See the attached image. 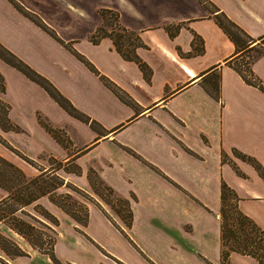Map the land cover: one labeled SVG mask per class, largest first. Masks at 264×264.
Listing matches in <instances>:
<instances>
[{"label":"crops","instance_id":"crops-1","mask_svg":"<svg viewBox=\"0 0 264 264\" xmlns=\"http://www.w3.org/2000/svg\"><path fill=\"white\" fill-rule=\"evenodd\" d=\"M210 1L251 36H264V0ZM103 9L115 11L119 24L138 34L142 43L135 50L149 64L150 77L112 36L92 39L106 19ZM216 12L202 0H0V43L98 122L72 114L0 57V98L19 126L0 131L22 157L45 153L64 162L39 171L70 179L94 197L88 221L100 211L124 238L125 256L93 239L106 246L99 253L114 264H223V183L236 190L242 208L247 200L264 202V175L256 165L264 168V90L235 67L241 51ZM169 27H178L175 35ZM195 35L203 39L202 50L198 42L194 47ZM252 68L264 81V53ZM100 184L129 204V225L122 216L113 215L116 222L108 216L96 190ZM0 190L2 198L7 192Z\"/></svg>","mask_w":264,"mask_h":264},{"label":"trees","instance_id":"trees-1","mask_svg":"<svg viewBox=\"0 0 264 264\" xmlns=\"http://www.w3.org/2000/svg\"><path fill=\"white\" fill-rule=\"evenodd\" d=\"M202 1H204L211 8L212 11H219V8H217L212 1ZM17 7L22 9L21 6L17 5ZM107 13H115L118 19V14L115 11L109 9L102 10V14L104 15V17ZM29 16L32 17L37 23L41 24L49 32L53 33V31L41 20H39V18H37L35 15L29 13ZM215 16L218 23L235 41L238 49L241 51L242 56L239 59L243 58V66L235 62V67L242 73V75L248 82L254 83L264 90V81L255 74L252 68L253 61L259 55L264 53V36L259 38L251 36L244 28H242L238 23L232 20L223 11L216 12ZM118 27L121 32H118L116 34L112 31L106 30L104 28V23H102L98 27L96 33L92 35V39L94 41H98L102 36H112L114 38V42L118 50L126 58L136 60L143 69L146 76L150 77L151 68L149 64L144 61L136 53L135 50L136 46L142 43L140 37L133 31H130L127 28L121 26L119 22ZM169 29L171 35H175L178 30V27H169ZM130 33H132L134 35L133 37H135V41L132 43L131 47H129L128 45L130 44V42H127L125 44V42L123 41V36L126 34L131 35ZM197 42L201 44L199 49L202 50L203 39L200 38L198 35H195L193 40L194 47H196ZM252 50H256L257 53L254 55L250 54ZM246 54H248V57H246ZM79 55L92 69L100 73V71L90 60L86 59L81 54ZM0 57L7 63L20 69L31 79L41 84L48 91V93L59 102V104L63 105L72 114L80 116L81 118L87 121H91L92 125L94 126L98 124L96 120L91 119L90 116L81 112L67 96H65L54 86V84L48 78H46L41 73L37 72L29 64H27L25 61H23L20 57H18L15 53H13L1 43ZM100 75L103 81L109 87H111L119 96L126 100H129L128 96H126V94L122 91L121 87L118 84H116L108 76L104 74ZM4 88V76L0 72V90L3 91ZM8 111L9 104L5 100L0 98V128L4 131L10 129L17 130L19 126L10 119ZM39 121L55 138H57L58 140H62L61 134L59 136L58 130L56 128L50 126L41 117H39ZM256 165L260 168V172L264 175V168L259 163H256ZM59 166L60 165H58V167ZM47 175H55L56 177L53 188L63 185L65 183L64 178H62L60 175L46 173L44 171H40L38 174L30 176L26 174L18 165H16L15 163L0 154V187L5 189L7 192L4 197L0 198V226L3 223L10 230L9 233H6L0 229V249L10 257L23 255L26 253L19 244V242L14 238L16 235L24 237L29 242V244L34 247H37L38 249H43V244L46 241H49L51 246L53 245L54 234L48 235L49 240L45 241L42 238V233H44V231H42L40 228L35 226L32 222L28 221L25 217L21 215L27 213L24 209L25 206L30 204L41 194H45L50 191L49 188L44 187L43 183L39 182L40 180H45ZM14 182L16 183L17 187L15 188V190H13L12 188V183ZM34 182H36V186L38 189L37 192H35L30 186V183L32 184ZM74 186L79 188L75 184ZM108 188L113 192V189L111 187ZM118 198L121 200V202H123L124 206L128 210L126 217L122 216V218H126V223L129 225L131 222V211L129 204L126 202L125 199H122L121 197ZM239 199L240 196L238 195L236 190L230 185H228L226 182H224L222 185V206L220 212L223 243V264H227V258L231 250H237L245 254H249L259 260L262 264H264V228L249 214L241 210V208L239 207ZM88 213L89 211L87 208L86 221L89 217ZM27 214H29V212ZM46 217L48 218V216ZM44 225L49 227L48 224L44 223ZM49 228L52 230L51 227Z\"/></svg>","mask_w":264,"mask_h":264},{"label":"rangeland","instance_id":"rangeland-1","mask_svg":"<svg viewBox=\"0 0 264 264\" xmlns=\"http://www.w3.org/2000/svg\"><path fill=\"white\" fill-rule=\"evenodd\" d=\"M105 18L104 28L106 30L116 34L121 32L118 27V19L115 13H107ZM130 34L131 35L126 34L123 36L125 44L130 42V44H128L129 47H131L132 43L135 41L134 35L132 33ZM256 53V50L250 52L252 55ZM246 57H248V54H246ZM242 59L243 58L236 62L242 65ZM6 141L3 133L0 131V154L4 157L10 155L15 158L19 162V166L30 176L38 174L43 164L52 168L58 167V165L62 166L64 163L61 160H55L51 155L45 153H41L40 158L34 160L23 158L19 155L18 151L12 149ZM66 167L73 168L74 165L70 164ZM92 175L94 176V173H92ZM55 180V175H47L45 180H40L39 182L43 183L44 187L49 188L50 191L41 194L24 207L29 214H21L28 221L44 231V233H42V238L45 241L49 240L48 235L54 234L53 245L51 246L49 241H46L43 244L44 248L38 249L29 244L24 237L16 235L14 238L19 242L26 253L10 257L0 249V264H96L99 262V264H114L111 260L104 259L101 256L99 250L106 252V246L101 247L98 245L94 242V237L101 241H107L106 245L113 247V249H116V252L121 255H127V251L124 250L122 244L124 238L119 231H117L115 225L110 223L103 213L94 211L89 221H86L87 208L89 211V206L94 204V197L90 196L83 189L75 187L74 184L70 182V179H67L68 181L65 182V184L53 188ZM30 186L35 192L38 191L36 182L30 183ZM12 188L13 190L17 188L15 182L12 183ZM96 190L104 201H106L104 204L109 207L110 213L108 211L106 212L113 222H116L113 218L115 214L120 217H126L128 210L118 198V195L102 184L96 186ZM2 192L3 191L0 190V194H2ZM43 202H49V204L53 205L56 212L47 207ZM98 205L105 210L102 204ZM240 208L244 212L245 210L251 211L252 215L250 216L264 228V202L247 200L243 203V208ZM46 216H48V218ZM123 220L125 222L127 221L126 218H123ZM44 223L48 224L52 230L44 225ZM0 229L6 233L10 232L3 223ZM227 261V264H262L255 257L237 250L230 251Z\"/></svg>","mask_w":264,"mask_h":264}]
</instances>
